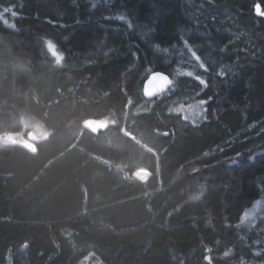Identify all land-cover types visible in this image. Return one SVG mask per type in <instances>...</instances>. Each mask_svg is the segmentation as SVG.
Listing matches in <instances>:
<instances>
[{
  "label": "trees",
  "instance_id": "1",
  "mask_svg": "<svg viewBox=\"0 0 264 264\" xmlns=\"http://www.w3.org/2000/svg\"><path fill=\"white\" fill-rule=\"evenodd\" d=\"M257 3L0 0V137L45 133L0 141V264H264ZM154 71L173 83L146 99Z\"/></svg>",
  "mask_w": 264,
  "mask_h": 264
},
{
  "label": "snow or ice",
  "instance_id": "2",
  "mask_svg": "<svg viewBox=\"0 0 264 264\" xmlns=\"http://www.w3.org/2000/svg\"><path fill=\"white\" fill-rule=\"evenodd\" d=\"M93 6L95 7V3L93 4ZM254 10L257 15H264V8H262L259 3L255 5ZM7 13H11L12 16L16 15V13L13 11L11 7H4L2 10H0V18H4L5 14ZM114 18L121 22H126L129 28L133 27L132 22L128 20V18L124 14H118ZM106 19H113V17H106ZM48 44L52 48L53 51L57 50V46L53 42L49 41ZM184 44L187 49V52L190 53L191 55V59L196 61L200 69L207 71L205 63L201 62V57L197 55V51L193 50V47L189 46L187 40L184 41ZM179 74L187 75L188 77H194V79H196L200 85L206 86V81L202 79L200 76H196L193 71L182 72ZM223 74L224 72L222 70L219 73V75H223ZM153 78H157L162 81V87L159 89V92L164 91L166 88H168L173 83V81H171L169 77L163 73H154L148 78V80H151ZM204 103H206V101H200L198 104H189L186 108V112L189 113L190 116L195 120V118H198L203 115V109L201 105H203ZM185 118H188V117H185ZM250 218H251L250 214L245 217V219H250Z\"/></svg>",
  "mask_w": 264,
  "mask_h": 264
},
{
  "label": "rangeland",
  "instance_id": "3",
  "mask_svg": "<svg viewBox=\"0 0 264 264\" xmlns=\"http://www.w3.org/2000/svg\"><path fill=\"white\" fill-rule=\"evenodd\" d=\"M5 19V18H4ZM84 126L88 129H90L93 132H98L100 129H103L104 125L101 121L95 120V119H89L84 122ZM44 132L40 128L32 129L31 131H28L26 134L23 132L19 134H7L0 137V141H6V142H21L26 146L31 147V144L33 141L38 140L40 137L44 136ZM126 134H129L127 132ZM135 177L140 180H145L148 177V171L146 169H138L134 173ZM264 211V200H259L252 210H250L246 216L250 214V219H245L243 221H248L251 223H254V220H256L257 217L261 215V213ZM263 214V213H262ZM245 216V217H246ZM247 222V224H249ZM264 248V245H263Z\"/></svg>",
  "mask_w": 264,
  "mask_h": 264
},
{
  "label": "water",
  "instance_id": "4",
  "mask_svg": "<svg viewBox=\"0 0 264 264\" xmlns=\"http://www.w3.org/2000/svg\"><path fill=\"white\" fill-rule=\"evenodd\" d=\"M154 73H163V74L167 75L169 77V79L172 81L171 77L163 71H154V72L150 73L148 75V77L144 80L143 86H142V94H143V97L146 99L155 98V97L161 95L162 93L166 92L172 86V85H170L164 91L159 92V89L162 87V81L157 79V78H153L151 80H148V78Z\"/></svg>",
  "mask_w": 264,
  "mask_h": 264
}]
</instances>
